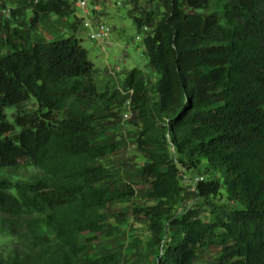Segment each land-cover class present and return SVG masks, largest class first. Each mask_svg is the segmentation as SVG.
<instances>
[{
    "label": "trees",
    "instance_id": "trees-1",
    "mask_svg": "<svg viewBox=\"0 0 264 264\" xmlns=\"http://www.w3.org/2000/svg\"><path fill=\"white\" fill-rule=\"evenodd\" d=\"M160 4L156 22L142 11L130 16L158 75L149 82L132 69L122 82L141 122L140 176L155 201L132 214L151 235L155 264H195L212 246L220 249L216 264H264V0ZM19 5L0 19V234L10 239L0 264H111L113 255L81 262L79 237L102 232L107 204L133 195L99 187L112 180L99 160L116 147L92 144L97 118L89 108L112 97L94 81L75 36L79 22L67 38L37 32L46 16L72 18V4ZM202 163L213 178L192 186L200 206L211 208L208 220L195 207L175 213L180 177ZM28 169L29 177L13 175Z\"/></svg>",
    "mask_w": 264,
    "mask_h": 264
},
{
    "label": "rangeland",
    "instance_id": "rangeland-1",
    "mask_svg": "<svg viewBox=\"0 0 264 264\" xmlns=\"http://www.w3.org/2000/svg\"><path fill=\"white\" fill-rule=\"evenodd\" d=\"M19 4L20 0H0V19L8 17L10 9L20 6ZM88 7L91 11L90 16L109 28V37L107 43L103 45V51L87 38L88 31L83 30L81 25L85 15L76 8L72 18L66 20L62 27L51 24V27L56 28L53 31L55 37L41 35L45 40L67 38L70 29L66 26L71 25L72 22H79L75 36L81 40V47L88 52L89 60L95 67L94 81L100 92H106L112 97L110 101H103L89 108L97 118L92 144H114L116 147L113 154L99 160L112 175L109 185L100 184L99 187L111 190L116 188L120 191L129 189L133 195L107 204L103 211L106 220L102 232L79 237L80 244L85 245L80 261L113 255L114 260L111 264H155L156 251L147 246L151 235L139 217L132 214L133 210L154 205L155 201L148 198L150 181L140 176L145 159L137 151L135 139L141 122L122 82L124 74L132 69H136L140 77L146 81H157L158 75L148 65L142 44L144 32L137 30L130 16L135 17L142 11L151 15V22H156L163 10L160 0H90ZM54 18L62 20L56 16ZM21 20L24 22L29 20L28 11L23 12ZM50 22H46V25L48 26ZM149 96L152 101L157 99L153 93ZM27 107L30 110L36 106L30 101ZM14 113L15 110L12 108L6 110L9 120ZM125 115L127 118L124 117ZM204 171L205 167L202 163L198 169L185 171L184 176L180 177L183 193L175 213L195 207L199 210L202 219H211V208L200 206L201 201L197 200L192 186V182L197 177H202L204 180L213 178V174H206ZM31 173L32 170L28 169L14 171L13 175L29 177ZM223 192L224 190L222 194ZM220 198L222 199L223 195ZM221 199H216L215 202ZM222 203H225L228 209L238 208L225 200H222ZM9 242L10 239L6 235L0 234V253L2 246ZM219 254L218 247H209L200 252V258L195 264H216Z\"/></svg>",
    "mask_w": 264,
    "mask_h": 264
},
{
    "label": "built area",
    "instance_id": "built-area-1",
    "mask_svg": "<svg viewBox=\"0 0 264 264\" xmlns=\"http://www.w3.org/2000/svg\"><path fill=\"white\" fill-rule=\"evenodd\" d=\"M72 4L76 10L81 11L85 15V19L81 22L82 28L88 31L87 38L97 44L102 51L104 50L103 45L107 43L109 37V28L99 20H95L90 16L89 3L90 0H64ZM147 28H143V31L147 32ZM129 96L132 94V91L126 92ZM127 118V116H124ZM202 177H197L194 179L193 183H198L202 181Z\"/></svg>",
    "mask_w": 264,
    "mask_h": 264
},
{
    "label": "crops",
    "instance_id": "crops-1",
    "mask_svg": "<svg viewBox=\"0 0 264 264\" xmlns=\"http://www.w3.org/2000/svg\"><path fill=\"white\" fill-rule=\"evenodd\" d=\"M51 21V22H50ZM61 21V22H60ZM46 22H50V24L47 26L46 25ZM60 23V24H59ZM66 23V20L62 19V20H56L54 18V16L50 15V16H47V18H43L40 23H39V27H38V33L39 34H43L44 37L45 36H50L51 38L52 37H55V34L53 33V31L56 29H54L53 27H51V24H57V25H60L62 27V24ZM73 23V22H72ZM71 23V24H72ZM70 26L71 25H67L66 27L70 29ZM84 30V29H83Z\"/></svg>",
    "mask_w": 264,
    "mask_h": 264
}]
</instances>
